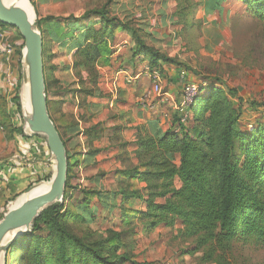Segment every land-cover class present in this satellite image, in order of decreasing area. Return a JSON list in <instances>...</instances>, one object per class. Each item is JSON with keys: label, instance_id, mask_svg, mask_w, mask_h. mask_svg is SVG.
I'll list each match as a JSON object with an SVG mask.
<instances>
[{"label": "trees", "instance_id": "obj_1", "mask_svg": "<svg viewBox=\"0 0 264 264\" xmlns=\"http://www.w3.org/2000/svg\"><path fill=\"white\" fill-rule=\"evenodd\" d=\"M224 1L216 0L214 9ZM238 1L264 21V0ZM193 14L177 16L184 23ZM108 15L105 9L88 11L80 20L98 17L100 21L80 26L78 21L70 20L65 27L48 22L43 28L45 20L39 22L48 111L65 148L62 126L66 123L71 127L74 123L72 118L67 119L69 122L61 120V104L49 98L51 87L59 82L49 77L47 36L73 53L71 69L80 86L73 94L81 100L93 94L98 68L109 64L118 32L129 35L135 43L134 56H143L152 69L175 63L148 43L153 42L149 34L129 23H116ZM201 92L191 107L193 119L187 132L181 136L170 131L162 136H138L137 165L122 173L119 193H113L114 198L119 194L124 198L121 231L108 229L100 239L93 232L76 233L75 224L89 226L95 216L84 212L90 205L88 198L80 206L83 212L75 213L72 207L69 193L74 165L67 153L68 181L63 202L40 214L32 232L10 248L5 264H152L139 262L134 256L133 236H138L139 230L150 235L161 225L173 229L180 224L176 239L189 245L184 255L194 257L202 253L200 264H233L234 247L239 242L256 240L264 246V124L255 123L251 131L241 127L239 114L223 90L207 85ZM53 112L60 116L61 123ZM177 156L180 165L176 163ZM50 179L51 174L43 181ZM177 182L181 184L179 189ZM140 183L145 185L144 195L138 187ZM85 194L94 195L86 191ZM135 199H143L144 212L130 213L128 206Z\"/></svg>", "mask_w": 264, "mask_h": 264}, {"label": "crops", "instance_id": "obj_2", "mask_svg": "<svg viewBox=\"0 0 264 264\" xmlns=\"http://www.w3.org/2000/svg\"><path fill=\"white\" fill-rule=\"evenodd\" d=\"M229 1L225 0L224 5ZM69 22L49 21L53 25L60 24L61 27ZM147 30L153 36L152 41L164 40L162 33L158 34L150 28ZM4 32V43L11 45L15 52L11 58L0 56V96L5 98L9 107V116L2 115L0 111V215L7 204L37 182H43L48 175L51 174L52 177L54 171V160L46 140L41 136L31 135L20 127L16 97L21 85L24 40L14 28L5 27ZM116 42L118 48L114 49L112 46L109 64L98 68V80L96 87H92L91 96L81 100L78 95L73 94V90H78L80 86L71 69L72 65H68L64 69L66 76L56 74V67L49 66V77L59 82V85L51 87L49 98L61 104L62 120L73 119L74 123V126L69 127L65 123L62 127L66 136V151L73 158L70 178L72 190L69 194L73 198L71 204L75 213L83 212L80 206L88 198L90 205L84 212L95 216L89 227L103 224L108 226L106 230L121 231L124 198L120 194L114 198L113 193H119L124 177L122 173L130 166L137 165L135 152L138 136H162L169 132L176 125V107L183 87L186 83L198 82L193 81L186 70L162 64L159 70L163 73V95H155L149 78V73L153 70L149 61L143 56H134L135 43L127 33L118 32L113 44ZM67 67L70 69L67 70ZM8 68L15 75L14 85L11 86L4 80V72ZM145 95L150 96L149 107L139 105ZM163 99H167L166 103ZM188 130L189 128H185L186 132ZM176 163L180 165V156H177ZM138 187L144 195L145 185L140 183ZM176 187L179 189L181 184L177 182ZM85 191L93 192L94 195L86 196ZM128 210L130 213L144 212L146 205L143 199H135L130 202ZM179 229L180 224L173 229L161 225L155 232L146 235V238L151 237L154 241L162 235L154 246L151 244L152 240L149 241L148 248L176 239ZM140 234L144 235L139 230ZM188 257L191 256L185 255L186 259Z\"/></svg>", "mask_w": 264, "mask_h": 264}, {"label": "rangeland", "instance_id": "obj_3", "mask_svg": "<svg viewBox=\"0 0 264 264\" xmlns=\"http://www.w3.org/2000/svg\"><path fill=\"white\" fill-rule=\"evenodd\" d=\"M27 1L34 9V26L40 32L41 20H45L42 24L43 28L47 27L49 21L55 20H65L66 23L74 20L78 21L79 26L86 25L89 22L100 21L98 17L91 21L80 20L85 17L86 12L105 9L109 18L114 19L116 23H129L145 34H148L149 28L158 34L162 33L164 40L153 42L149 40L148 43L172 59L175 62L174 66L186 70L193 81L205 86L215 85L223 90L239 114L241 127L251 131L255 123L264 124V21L253 16L247 10L245 3L230 0L225 5L218 4V9L215 10V0ZM193 12V16L189 19L185 18L184 23L180 22L181 16H177L178 13L180 15L185 13L188 16ZM46 46L47 55L53 58L48 62L47 67L55 66L56 74L66 76L64 69L65 66L72 65L73 53L67 48H62L50 36L46 37ZM112 46L114 49L118 48L117 42ZM233 92L236 94L233 95ZM8 108L5 98L0 96L1 114L9 116ZM16 109L17 115L21 118V129L27 130L19 104ZM53 113L61 123L60 116L56 112ZM16 200L14 199L13 202ZM7 205L3 213L7 212ZM110 225L113 226V223ZM107 228L108 226L103 224L89 227L78 223L74 226V230L79 235L86 231L98 234L96 239H100ZM133 237L135 241L133 254L139 258V262L200 264L199 257L202 253L186 259L183 252L189 245L179 239H173L166 244H157L149 249L147 243L152 240L151 237L146 238V235L141 234ZM161 237L162 235L157 241L152 240V246L161 240ZM231 262L264 264V246L256 240L239 242L234 247V258Z\"/></svg>", "mask_w": 264, "mask_h": 264}, {"label": "water", "instance_id": "obj_4", "mask_svg": "<svg viewBox=\"0 0 264 264\" xmlns=\"http://www.w3.org/2000/svg\"><path fill=\"white\" fill-rule=\"evenodd\" d=\"M0 23L19 31L24 40L22 50L21 85L18 92V104L26 131L31 135L41 136L46 142L54 160V172L50 189L43 194L26 198L16 203L34 188L10 202L7 212L0 221V264H5L6 256L19 239L32 232L35 220L54 204L62 203L68 180V158L65 145L50 118L47 105L46 82L43 61V37L31 22L28 13L17 4H7L0 0ZM29 97L30 110H25L23 100ZM15 204V205H14Z\"/></svg>", "mask_w": 264, "mask_h": 264}, {"label": "built area", "instance_id": "obj_5", "mask_svg": "<svg viewBox=\"0 0 264 264\" xmlns=\"http://www.w3.org/2000/svg\"><path fill=\"white\" fill-rule=\"evenodd\" d=\"M0 23V56H5L7 58H11L14 55V48L11 45L4 43L5 40V32L4 26ZM149 78L151 81V89L155 95H163V75L159 69H153L149 73ZM4 80L7 85H14L15 75L11 68H8L4 72ZM205 85H201L199 83L189 82L183 87L181 98L176 107V116L177 121L176 125H173L170 132L181 136L184 134L185 128H190L192 124V111L191 107L195 100L201 95V91L205 88ZM150 96L145 95L140 101L139 105L146 107L150 106ZM164 98V97H163ZM166 98V97H165ZM164 103H166L167 99H163ZM1 184H0V193H1ZM8 206V205H7Z\"/></svg>", "mask_w": 264, "mask_h": 264}, {"label": "bare ground", "instance_id": "obj_6", "mask_svg": "<svg viewBox=\"0 0 264 264\" xmlns=\"http://www.w3.org/2000/svg\"><path fill=\"white\" fill-rule=\"evenodd\" d=\"M5 2L7 4H17V5H19L21 8H23L28 13L31 22L34 23V21H35V12H34L33 7L31 6V4L27 0H5ZM23 106H24L25 110H30V108H31L29 97H27V94L24 97ZM50 186H51L50 183H43L42 185L34 188L28 195H26L25 197L21 198L16 203V205H18L19 203L23 202L28 197H32V196L43 194L44 192H47L50 189Z\"/></svg>", "mask_w": 264, "mask_h": 264}]
</instances>
